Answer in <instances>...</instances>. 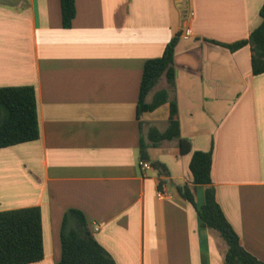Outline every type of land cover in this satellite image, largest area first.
<instances>
[{
    "label": "crops",
    "instance_id": "1",
    "mask_svg": "<svg viewBox=\"0 0 264 264\" xmlns=\"http://www.w3.org/2000/svg\"><path fill=\"white\" fill-rule=\"evenodd\" d=\"M264 0H0V87L34 86L40 137L0 148V211L39 206L44 258L61 260L66 212L81 211L117 264H224L227 245L179 192L195 150L213 147L212 184L249 252L264 261V73L247 39ZM189 29L190 35L185 36ZM181 32L169 90L182 138L153 145L170 104L138 117L144 64ZM147 136V139H146ZM143 142L167 175L139 166ZM166 178L164 195L160 181ZM204 185L196 202H205Z\"/></svg>",
    "mask_w": 264,
    "mask_h": 264
},
{
    "label": "trees",
    "instance_id": "2",
    "mask_svg": "<svg viewBox=\"0 0 264 264\" xmlns=\"http://www.w3.org/2000/svg\"><path fill=\"white\" fill-rule=\"evenodd\" d=\"M64 27L72 25L76 14L75 0H61ZM262 21L247 39L225 44L231 50L250 44L252 71L264 73V4L260 9ZM181 36L178 32L166 45L161 56L148 59L143 68L138 103V117L144 111H153L164 103L170 104L168 127L160 131L152 126L148 131L151 144L164 140H179L181 153L190 150V142L182 138L179 109L175 99H170L169 90H158L148 101L160 79L165 76L168 87H174L176 69L174 56ZM40 137V124L34 86L0 87V148L29 142ZM149 144L143 142L141 159L150 161ZM213 147L195 150L188 165L192 184L179 186L180 194L198 210L204 226L219 233L227 245L224 264H264V261L243 247L240 237L225 216L216 198L212 184ZM160 174L167 175L168 167L160 160L150 161ZM162 183V181H160ZM204 185L205 202L198 206L196 188ZM62 256L57 264H117L114 258L95 238L85 215L76 209L66 212L61 230ZM44 258L42 214L39 206L0 211V264H29Z\"/></svg>",
    "mask_w": 264,
    "mask_h": 264
},
{
    "label": "built area",
    "instance_id": "3",
    "mask_svg": "<svg viewBox=\"0 0 264 264\" xmlns=\"http://www.w3.org/2000/svg\"><path fill=\"white\" fill-rule=\"evenodd\" d=\"M189 35H190V30L187 29V30L185 31V36L187 37V36H189ZM139 166H140V168H141L142 170L149 169V168H152V167H153V165H152V163H151L150 161H148V160H144V159H140V161H139ZM166 180H167V179L164 178L163 180H161L162 183L159 184V191H158V194H159L160 196L165 194V192H164V186H165V184H166Z\"/></svg>",
    "mask_w": 264,
    "mask_h": 264
},
{
    "label": "rangeland",
    "instance_id": "4",
    "mask_svg": "<svg viewBox=\"0 0 264 264\" xmlns=\"http://www.w3.org/2000/svg\"><path fill=\"white\" fill-rule=\"evenodd\" d=\"M162 83H164V79H162L159 84H162ZM146 139H147V136H146Z\"/></svg>",
    "mask_w": 264,
    "mask_h": 264
}]
</instances>
